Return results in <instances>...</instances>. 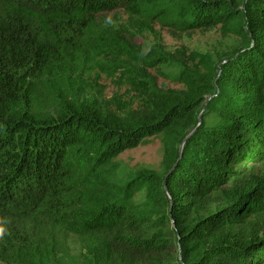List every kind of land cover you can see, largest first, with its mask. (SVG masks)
Here are the masks:
<instances>
[{"label": "trees", "instance_id": "obj_1", "mask_svg": "<svg viewBox=\"0 0 264 264\" xmlns=\"http://www.w3.org/2000/svg\"><path fill=\"white\" fill-rule=\"evenodd\" d=\"M119 6L244 45L117 117L72 88L119 45L92 22ZM158 133L173 141L166 173L136 178L141 205L116 159ZM0 223V264H59L50 238L65 229L86 239V264H163L171 243L175 264H264V0H0Z\"/></svg>", "mask_w": 264, "mask_h": 264}, {"label": "rangeland", "instance_id": "obj_2", "mask_svg": "<svg viewBox=\"0 0 264 264\" xmlns=\"http://www.w3.org/2000/svg\"><path fill=\"white\" fill-rule=\"evenodd\" d=\"M148 15L119 6L92 16L95 28L111 32L120 42L96 54L101 65L92 64L74 76L77 82L72 91L82 97L96 98L104 111L117 117L147 114L154 106L150 96L153 86L160 91L182 89L183 74L188 69L206 74L210 67L244 45L240 35L226 31L221 25L180 29L167 24L159 15ZM168 143H173L168 135L153 134L116 159L117 182L121 185L130 183L132 197L141 205L147 201V188L138 185L136 178L141 172L166 173ZM182 144L176 143V151L181 150ZM261 170L258 166L256 172ZM51 239L55 242L59 264L87 263L86 239L67 229L65 234H57ZM157 257L163 264H175L179 257L177 245L171 243ZM140 264L151 262L144 259Z\"/></svg>", "mask_w": 264, "mask_h": 264}, {"label": "clouds", "instance_id": "obj_3", "mask_svg": "<svg viewBox=\"0 0 264 264\" xmlns=\"http://www.w3.org/2000/svg\"><path fill=\"white\" fill-rule=\"evenodd\" d=\"M4 233H5V227L3 226L2 223H0V236H3Z\"/></svg>", "mask_w": 264, "mask_h": 264}, {"label": "water", "instance_id": "obj_4", "mask_svg": "<svg viewBox=\"0 0 264 264\" xmlns=\"http://www.w3.org/2000/svg\"><path fill=\"white\" fill-rule=\"evenodd\" d=\"M181 150H182V148H181ZM181 150H180V151H181ZM180 154H181V153H180Z\"/></svg>", "mask_w": 264, "mask_h": 264}]
</instances>
